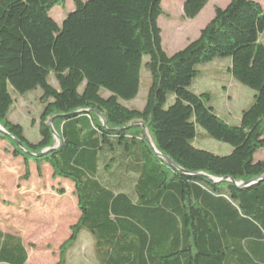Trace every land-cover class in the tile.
Wrapping results in <instances>:
<instances>
[{
	"label": "trees",
	"instance_id": "1",
	"mask_svg": "<svg viewBox=\"0 0 264 264\" xmlns=\"http://www.w3.org/2000/svg\"><path fill=\"white\" fill-rule=\"evenodd\" d=\"M70 1L60 23L51 17ZM164 1L0 0V126L10 135L0 132V142L24 160L26 178L35 163L73 185L80 218L70 244L86 231L97 264H264V160L256 157L264 150V0L217 8L172 56L158 24ZM210 1L185 0L184 17L195 20ZM145 57L151 87L140 111L124 103L139 96ZM217 59L255 92L238 126L191 88ZM38 90L45 108L34 144L9 114L14 95ZM199 128L231 154L197 148ZM28 259L20 238L0 232L1 263Z\"/></svg>",
	"mask_w": 264,
	"mask_h": 264
},
{
	"label": "rangeland",
	"instance_id": "2",
	"mask_svg": "<svg viewBox=\"0 0 264 264\" xmlns=\"http://www.w3.org/2000/svg\"><path fill=\"white\" fill-rule=\"evenodd\" d=\"M230 2L231 0H211L195 20H188L184 17L185 0H165L162 4L164 14L158 20L165 52L172 56L185 49L198 39L201 31L214 19L216 9H225ZM72 7H75L72 1L66 7H57L51 12V17L60 23L57 13L67 16ZM261 40L264 42V35ZM149 60V57L144 58L139 96L132 102L124 103L128 108L143 111L146 106L151 87V76L145 69ZM227 61L217 59L209 65L201 66V73L191 88L199 94L209 93L208 105L214 109L215 114L226 123L238 126L243 112L254 103L255 92L229 76L227 69L222 67L229 63ZM50 82L55 88H59L53 79ZM41 98V90L26 96L14 95V106L9 114V120L21 125L26 138L34 144L41 141V120L45 108ZM171 102L169 99L168 105ZM51 121L49 125L56 145H59L60 131L54 127V120ZM140 126L145 139L152 143L149 130L144 124ZM195 146L218 156H227L233 150L230 145L211 139L200 128L197 130ZM256 157L257 160H264V150ZM45 167L39 173L36 164L31 163L29 178H26L24 160L13 157V146L9 142H0V232L22 240L29 256V264H58L61 248L68 246L71 251L70 246L75 245L70 244L72 228L80 218L73 185L65 180H54L50 166ZM79 237L92 236L83 231ZM91 253L88 244L83 253L71 259L69 257L66 263L71 264L73 261V264H90Z\"/></svg>",
	"mask_w": 264,
	"mask_h": 264
},
{
	"label": "crops",
	"instance_id": "3",
	"mask_svg": "<svg viewBox=\"0 0 264 264\" xmlns=\"http://www.w3.org/2000/svg\"><path fill=\"white\" fill-rule=\"evenodd\" d=\"M60 19L62 20L63 17H61ZM88 244H90L91 251H92V253L89 257L90 258V264H97L95 261V257H94V241L91 237H78V240L75 242V245L70 246V247H72V249H71V251L68 250L66 259H68L69 257L71 259L75 255L83 253L86 245H88ZM28 258H29V256H28ZM0 264H3V263L0 262ZM27 264H29V259H28ZM71 264H73V261H71Z\"/></svg>",
	"mask_w": 264,
	"mask_h": 264
},
{
	"label": "water",
	"instance_id": "4",
	"mask_svg": "<svg viewBox=\"0 0 264 264\" xmlns=\"http://www.w3.org/2000/svg\"><path fill=\"white\" fill-rule=\"evenodd\" d=\"M52 123H53V121H51L50 122V125H52ZM0 132L2 133V134H4V135H6V136H9L10 137V135L0 126ZM17 144H18V146H20L21 147V144L19 143V142H16ZM62 145V143L60 142L59 143V146H61ZM43 154H41V155H39V157H41ZM166 161L167 162H169L170 164H172V162H171V160H169L168 158H166Z\"/></svg>",
	"mask_w": 264,
	"mask_h": 264
}]
</instances>
